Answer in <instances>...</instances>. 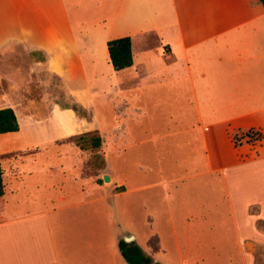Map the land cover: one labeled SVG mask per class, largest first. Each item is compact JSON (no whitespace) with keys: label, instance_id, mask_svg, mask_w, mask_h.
<instances>
[{"label":"crops","instance_id":"1","mask_svg":"<svg viewBox=\"0 0 264 264\" xmlns=\"http://www.w3.org/2000/svg\"><path fill=\"white\" fill-rule=\"evenodd\" d=\"M27 1L0 0V67L12 56L39 53L45 62L40 66L65 85L75 64L57 43L49 51L28 44L17 15L19 3ZM150 1L153 14L126 36L131 39L132 66L115 71V81L108 83L109 90L120 94L126 118L107 139L99 174L84 173L90 152L71 140L99 131L97 123L92 117L83 132L68 110L61 115H67L71 127H58L62 134L57 130L52 138L75 149L68 164L24 158L34 146L4 158L9 165L2 168L0 264H121L120 243L130 242L123 240L126 235L112 233L118 222L154 263L158 252L169 253L164 236L169 243L175 240V184L183 178L176 177L175 162L155 169L140 162L130 166V160L120 178L109 162L111 153L129 146L120 145L130 131L128 121L139 124L149 113L168 114L173 147L182 150L186 165L199 166L184 178L210 179L212 211L221 215L225 208L228 213L229 222L219 216L215 231L203 226L201 236L210 233L211 242L218 244L227 225L250 260L258 246L264 247V229L258 227L264 222V6L258 0H135L136 9ZM29 10H34L31 4ZM106 54L109 61L107 45ZM72 95L78 106L91 109L85 94ZM48 126L43 127L51 131ZM249 131L254 140L235 142L237 135ZM54 170L49 180L42 176ZM10 175L17 181L11 186ZM104 175L109 184L103 182ZM148 175L151 182L138 181ZM138 226L151 228L141 242L131 229ZM159 227L166 230L162 233Z\"/></svg>","mask_w":264,"mask_h":264},{"label":"rangeland","instance_id":"2","mask_svg":"<svg viewBox=\"0 0 264 264\" xmlns=\"http://www.w3.org/2000/svg\"><path fill=\"white\" fill-rule=\"evenodd\" d=\"M30 4L34 9L32 12L29 10ZM18 9L20 28L28 44L32 48L43 47L47 51L53 44H59L69 51L68 56L75 64V70L72 78L64 85L57 76H50L49 69L40 66L44 59L39 53H36L38 57L19 54L4 61V65L0 67V109L13 107L14 112L18 114L19 131L0 135L2 168L9 165L4 159L8 153L26 152L31 146H34L31 148L33 152L24 154V158L33 155L38 160L41 158L45 159V162H62L65 165L73 160V147L52 142V138L58 136L57 130L61 129L60 126L71 127L67 115H61V110L72 111L82 131L92 122L93 117L99 130L95 133L102 141V148L98 152L101 156L103 148L107 151V139H110L115 127L121 128L123 119L126 118L121 115L120 94L112 92L108 87L110 81H115V70L107 58V41L126 37L140 24L145 23V18L154 12L153 3L150 1L142 6L141 10H137L135 0H28L26 3H19ZM72 91L87 96L86 99L92 105L88 112L74 102ZM133 122L135 121H128L130 131L120 142V145L127 142L130 147L126 144L128 148L124 152L109 155V162L117 178L123 175L121 168L126 169L130 160V166L140 162L142 166L155 169L158 165L172 166L174 161L176 177H183L175 184V240L172 238L169 243L164 236L163 246H169V253L162 250L158 252L155 256L157 263L264 264V247L258 246L250 260L249 256L242 252L227 225L224 226V240L218 244L211 242L213 237H210V233L208 238L201 236L203 226L214 232L217 227L214 224L218 223L219 216L226 223L229 222V216L225 208L221 215L219 210L217 214L212 211L210 179L204 183L200 177L184 178L189 170L199 169V166L186 165L182 150L173 147L167 130L170 127L168 114L149 113L141 118L139 124L135 125ZM44 125H50L47 128L50 127L51 131L44 129ZM252 134L253 131H249L237 135L235 141H252ZM88 135L82 133L71 140ZM136 142H139V145H135ZM179 150L181 151L177 153ZM89 157L84 173L97 176L99 159L94 161L92 153H89ZM62 158L63 161L60 160ZM70 172L73 174L72 170ZM55 173L56 170L53 173L43 172L42 176L49 180ZM147 177L141 176L138 181L148 183L153 180L151 176ZM154 177L156 178L155 175ZM7 179L9 186L17 182L13 181L11 175ZM46 189L53 192L47 187ZM116 205L118 208L117 203ZM117 217L120 220L118 212ZM118 223L119 226L114 223L112 233L126 235L123 237L125 240L129 237L128 228L124 223ZM131 229L138 242L151 231L149 226ZM158 230L163 233L166 229L159 227ZM120 259L121 264H128L122 257Z\"/></svg>","mask_w":264,"mask_h":264},{"label":"trees","instance_id":"3","mask_svg":"<svg viewBox=\"0 0 264 264\" xmlns=\"http://www.w3.org/2000/svg\"><path fill=\"white\" fill-rule=\"evenodd\" d=\"M264 6V0H258ZM107 52L110 64L115 71L129 68L133 64L131 39L122 37L107 42ZM19 130V124L15 112L11 108L0 109V135L15 133ZM75 144L83 151H89L93 155L94 161L99 159V167L102 168L104 160L98 153L101 148V138L95 132L88 136L76 138ZM236 142V141H235ZM99 168V169H100ZM3 169L0 162V196L4 193ZM258 227L264 229V222H258ZM120 252L128 264H153V260L148 257L135 243H120ZM159 264V263H154Z\"/></svg>","mask_w":264,"mask_h":264},{"label":"water","instance_id":"4","mask_svg":"<svg viewBox=\"0 0 264 264\" xmlns=\"http://www.w3.org/2000/svg\"><path fill=\"white\" fill-rule=\"evenodd\" d=\"M102 180H103V182L108 183V182H109V177H108L107 175H104V176L102 177ZM132 239H133V237L130 236V237L125 238V241H126V242H131Z\"/></svg>","mask_w":264,"mask_h":264}]
</instances>
